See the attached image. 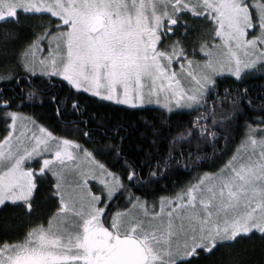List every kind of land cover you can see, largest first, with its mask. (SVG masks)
<instances>
[{"label": "snow or ice", "instance_id": "snow-or-ice-1", "mask_svg": "<svg viewBox=\"0 0 264 264\" xmlns=\"http://www.w3.org/2000/svg\"><path fill=\"white\" fill-rule=\"evenodd\" d=\"M0 264H264V0H0Z\"/></svg>", "mask_w": 264, "mask_h": 264}, {"label": "trees", "instance_id": "trees-1", "mask_svg": "<svg viewBox=\"0 0 264 264\" xmlns=\"http://www.w3.org/2000/svg\"><path fill=\"white\" fill-rule=\"evenodd\" d=\"M38 112L43 111L42 109H37ZM45 116H51L50 112H45ZM189 174L187 172L180 173L179 175H173L170 179H166L164 181H161L159 185L155 187V192L157 194H167L173 185V182L176 180H186L188 179ZM119 203H122V201H119Z\"/></svg>", "mask_w": 264, "mask_h": 264}]
</instances>
